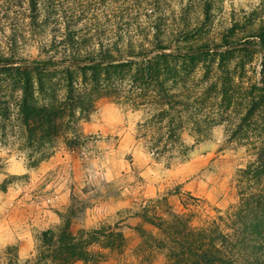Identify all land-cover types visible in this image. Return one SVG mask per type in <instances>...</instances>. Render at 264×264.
<instances>
[{
    "label": "rangeland",
    "instance_id": "obj_1",
    "mask_svg": "<svg viewBox=\"0 0 264 264\" xmlns=\"http://www.w3.org/2000/svg\"><path fill=\"white\" fill-rule=\"evenodd\" d=\"M30 14L0 0V264H264V0ZM75 48L120 59L23 65Z\"/></svg>",
    "mask_w": 264,
    "mask_h": 264
},
{
    "label": "trees",
    "instance_id": "obj_2",
    "mask_svg": "<svg viewBox=\"0 0 264 264\" xmlns=\"http://www.w3.org/2000/svg\"><path fill=\"white\" fill-rule=\"evenodd\" d=\"M27 6L30 8L31 14L29 16V18L31 19L32 22H34L36 20V15L35 12L37 11V0H26ZM260 35L261 37H264V27H262L261 31H260ZM228 45H231L232 42H228ZM159 49H167L165 47H159ZM212 48L207 45V44H199V45H189V46H184L182 48H178L177 52H170V53H162V54H158V56L155 57L156 60L158 59H162L165 57H177L178 55L181 54H185V55H195V54H207L208 51H210ZM79 48H75L74 51L71 52V57L70 58H61V59H57V58H46V59H42V60H27L25 62H23V65H25V67H27L28 69H32L34 71H39V70H46L49 68H54V67H58V66H62L65 63H70V64H80L82 62L86 63L87 67H89V69L91 71H106L109 70L110 68L114 67V65H116L114 62L118 61L120 58L119 57H114L113 54H110L108 52L100 53L99 56L94 57L92 56L89 52L85 53V57H81L80 53H78ZM120 49H117V52H119ZM127 51V50H126ZM138 55L145 57L147 54L144 52H139ZM165 60V59H162ZM9 60L6 59H2L1 62L3 64H7ZM25 77H27V73H24ZM120 236V235H119ZM48 242H51L50 239H48ZM174 244L176 246H181V243L178 242V240H176L174 242ZM75 248L71 247L70 250L73 251ZM71 258H73L74 256H70ZM205 258V257H203ZM256 259L263 261L262 263H264V247H262L259 251L258 256H256ZM33 260H29L27 261L26 264H33ZM203 263H208L205 259ZM7 264H18V262H9ZM232 264V262H231Z\"/></svg>",
    "mask_w": 264,
    "mask_h": 264
}]
</instances>
